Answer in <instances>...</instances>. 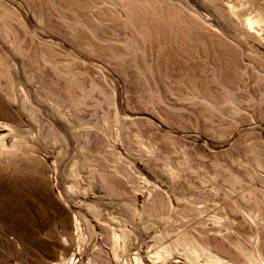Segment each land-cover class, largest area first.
Instances as JSON below:
<instances>
[{
	"label": "rangeland",
	"instance_id": "rangeland-1",
	"mask_svg": "<svg viewBox=\"0 0 264 264\" xmlns=\"http://www.w3.org/2000/svg\"><path fill=\"white\" fill-rule=\"evenodd\" d=\"M0 123V264L264 258V0H0Z\"/></svg>",
	"mask_w": 264,
	"mask_h": 264
},
{
	"label": "bare ground",
	"instance_id": "bare-ground-1",
	"mask_svg": "<svg viewBox=\"0 0 264 264\" xmlns=\"http://www.w3.org/2000/svg\"><path fill=\"white\" fill-rule=\"evenodd\" d=\"M252 19V18H251ZM251 19H250V21H251ZM246 21H248V19L246 20ZM252 23H254L253 21H251ZM251 22H249L248 24H249V27H250V25L252 24ZM255 24V23H254ZM253 25V24H252ZM251 25V26H252ZM253 27H254V25H253ZM250 28H252V27H250ZM0 127H6V128H8V130H9V132H13L14 131V128L11 126V125H8V124H2L1 125V123H0ZM15 132V131H14ZM14 137H18V135L17 134H15L14 135ZM5 147H7V144H6V140H5V138L4 137H2V136H0V149H2V148H5ZM136 209V208H135ZM137 210V209H136ZM139 211V210H138ZM139 213V212H138ZM138 213H137V215H138ZM110 216V215H109ZM113 216V215H112ZM139 216V215H138ZM114 218V217H113ZM115 218H117L116 216H115ZM114 218V219H115ZM139 218H141V217H139ZM119 220H120V218H119ZM122 224V223H121ZM119 227H121V226H119ZM129 227L126 225V224H124L123 223V225H122V228H121V231H120V233H117V234H115V235H113V245L115 246L117 243H122L121 241H124L123 240V236L122 235H125L126 233V230H128L129 231V229H128ZM146 230V229H145ZM157 232V231H156ZM77 235H78V237H77V239H80L81 238V236H82V231H81V229L78 227V229H77V233H76ZM83 238V237H82ZM80 241V240H79ZM122 245V244H121ZM124 246V245H123ZM157 249V248H156ZM160 249V248H159ZM164 249V248H163ZM176 249H178V248H176ZM158 250V249H157ZM156 250V251H157ZM195 253H196V251H195ZM151 254H153V256H155V257H151L150 258V260L154 263V264H238V263H236V262H231V263H229V262H227V261H225L224 259H222V258H220V257H184L185 259H184V261H175V262H173V261H171L170 260V256H171V252L170 251H168V250H161L160 249V251L157 253H151ZM173 254V253H172ZM193 254H194V252H193ZM197 254V253H196ZM199 255V254H198ZM152 256V255H151ZM173 256V255H172ZM200 256V255H199ZM114 258H118V257H114ZM176 259V258H175ZM172 260H173V258H172ZM133 261H134V264H145L144 263V261H143V259L141 258V257H133ZM132 262V261H131ZM259 263L260 264H264V258H260V261H259ZM91 264V263H90ZM124 264H128V262L127 261H125V263ZM252 264V263H251Z\"/></svg>",
	"mask_w": 264,
	"mask_h": 264
}]
</instances>
